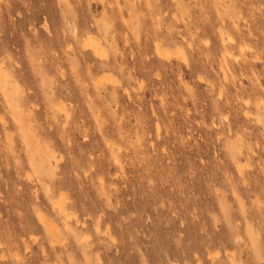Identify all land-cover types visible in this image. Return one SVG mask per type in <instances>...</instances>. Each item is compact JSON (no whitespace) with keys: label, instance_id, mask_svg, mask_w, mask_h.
<instances>
[{"label":"clouds","instance_id":"1","mask_svg":"<svg viewBox=\"0 0 264 264\" xmlns=\"http://www.w3.org/2000/svg\"><path fill=\"white\" fill-rule=\"evenodd\" d=\"M5 2L0 0V4ZM92 2L22 0L25 11L17 15L22 20L27 15L28 20L20 29L19 40L6 43L0 32V96L4 97L0 100V168L15 169L20 180L27 171L28 145L14 139L16 132L8 119L18 115L14 103L17 98L24 101L26 129L36 125L42 136L53 140L58 135L64 136L63 144L57 142V148L65 158V169L60 175L44 176V183L39 184L34 177L33 187L24 189V203L16 209L20 215L17 225H9L0 217V264H112L113 257L108 254L121 249L129 253L132 264H152L149 253L155 243L152 237L140 232L118 233L115 218L95 232L85 222H78L76 232L62 230L49 247L50 237L31 216L37 210L48 211L41 198L47 185L54 182L59 189L71 176L79 181L84 207L91 209L90 215L85 212V221L97 214L106 216L121 207L119 201L110 199L115 197L113 189L117 185L108 173L113 160L101 142L121 144L124 154L120 156L119 167L124 170L140 167L147 186L154 187L155 180L149 175L153 157L171 162L172 154L166 144L157 145L153 138V117L160 132L175 135L176 144L183 148L199 147L198 128L216 129L215 134L224 135L225 139L234 134L237 139L244 138L242 144L249 165L241 175L231 172L218 150L184 172L178 187L189 203L188 220L182 221L181 226L191 223L200 229L204 252L194 258V264H264V191L257 198L259 203L248 194L257 187L264 189V156L258 155L264 153V84L261 83L264 71L255 69L257 63L264 65V0H105L103 19L112 28L110 34L102 37L113 61L108 70L116 74L129 93L135 90L132 103L140 110L129 111L125 106L117 114V108H121L117 94L124 88L115 86L107 93L111 97L109 102L98 100V106L93 107L94 112L103 113L95 125L86 113L79 115L71 105L67 106V115L46 112L38 72V67H42L54 75L62 86L61 95L73 90L71 77L61 80L60 72L67 76L66 60L81 54L84 37L97 27V14L84 8ZM213 8L218 10L219 19L213 15ZM125 13L127 32L120 27ZM181 24L183 27H179ZM124 38L131 46L127 50L116 47V40ZM217 39L227 47L221 49ZM153 44L174 53L180 49L183 66L155 61L150 54ZM238 51L242 54L235 55ZM37 52L43 54L39 66L35 59ZM221 55L231 69H223L225 77L216 70ZM85 63L81 64V75ZM141 68L147 73L143 79L137 75ZM185 68L191 74V84L186 89L176 83L177 79L184 83ZM245 80L247 84L243 83ZM149 90L153 93L151 105L144 96ZM169 112L182 116V134ZM209 116L211 123L206 122ZM242 116L247 118L241 121ZM81 138L84 142L95 141L97 147L89 151L82 146L77 158L75 144ZM159 139L163 140L164 136ZM207 142L211 153L215 148L211 132ZM119 179L127 181L128 176L121 175ZM4 180L0 173V183ZM98 180L108 193L102 205H96L90 195V188H100ZM196 181L219 190L218 199L223 201L219 209L215 205L203 208L194 203L199 199L193 191ZM3 201L4 194L0 192V202ZM81 236L87 238V245L78 243ZM182 239L183 233H178L177 247L182 246ZM158 250L162 256L166 254V249ZM167 264L173 262L169 260Z\"/></svg>","mask_w":264,"mask_h":264},{"label":"rangeland","instance_id":"2","mask_svg":"<svg viewBox=\"0 0 264 264\" xmlns=\"http://www.w3.org/2000/svg\"><path fill=\"white\" fill-rule=\"evenodd\" d=\"M84 8L86 11L97 14L95 22L100 23L103 17H105V0L100 3V6H96L92 2L90 7L88 4H85ZM24 11L22 0H6L5 3L0 4V32L3 33L2 39L6 43H15L19 40L20 29L26 24L28 17L25 15L22 20L17 13ZM108 11L110 12L112 9L109 8ZM212 11L215 18L219 19L220 17L217 14L218 10L213 8ZM126 21L127 13L124 14L120 24L124 32H127ZM104 22L107 26L109 25L106 31H108L107 34H110L112 28L106 19H104ZM179 27H183V24L179 25ZM103 31L104 26L100 27L98 25L96 28L98 35L95 36L99 37L102 41H104L102 37L105 36L102 35ZM90 33L91 31L84 37V40L88 38ZM84 40L82 42L81 54L72 57L71 60H66L67 76L63 71L60 72L61 80L71 77L73 90L70 93L65 92L61 95V84L54 75L49 74L44 68L38 67V72L41 76V87L44 93L43 98L46 101V112L51 110L52 112L64 113V111H67L65 107L67 109V106L71 105L73 108L77 109L79 115L82 116L86 113L91 122L95 125L98 119L103 118V113L94 112L93 107L98 106V100L104 103L109 102L111 97L107 93L115 86L124 88V91L117 94L121 104V108H117V114H119L125 106L129 111L136 108V105L132 103V100L136 98V93L135 90L129 93L127 87L119 82L116 74L108 70L113 63L109 55V48L106 47L101 55L96 54L91 49L84 46ZM219 42L220 40L217 39L216 43L221 45L220 48L223 49V45ZM126 43V38L117 39L116 47L127 50L131 46ZM176 52H179V54ZM150 54L158 63L163 61L165 63L171 62L175 65H181L182 52H180V49H177L175 53L169 48H161L160 51H158L157 48L155 49V44H153L150 48ZM241 54L242 53L239 51L235 53V55ZM42 55L41 52L35 53L38 66L41 64L40 57ZM221 56L220 61L216 65V70L220 72L221 77H225L226 74H223L225 73L222 72L223 69L225 67H228L229 70L231 69L227 63V59L225 58L223 60L224 56ZM116 59L119 60L120 58L116 57ZM132 59V56L129 55L128 60L131 61ZM82 62H86L84 64L85 72L83 75H81L80 72ZM255 69L258 72L264 71V65L257 63ZM184 70L186 73L183 78L184 83L181 84L180 79H177L176 83L180 85L181 88L186 89L191 84V74L188 73L187 68ZM137 75L143 79L147 73L141 68ZM85 77L87 78L85 79ZM243 83L247 84L248 81L245 80ZM261 83L264 84V80H262ZM201 87L205 86L201 85ZM63 88L66 89L67 85H64ZM130 96L132 99H130ZM144 96L146 102L151 105L153 103V93L149 90L144 93ZM94 97L96 99H94ZM0 100H4V97L0 96ZM14 103L18 115L15 117H8V119L12 121L10 127L16 132V137H14V139L18 138L21 144H27L28 151L25 154L27 171L24 172L22 180L19 179L15 169H10L7 166L0 168V173H2L5 178L4 182L0 183V192L4 194V201L0 202V217L9 225H17L19 223L20 215L16 209L24 203V189L27 188L30 190L33 187L34 177L38 184L44 183L42 177L58 176L65 169L64 154L57 148V142L61 145L63 144L64 136L62 134L58 135L56 140L44 137L39 133L36 125H32L31 128H28L27 132V129L25 130L24 127V119H26L24 101L21 98H17ZM189 107H191L190 104ZM136 110L139 111L140 109L136 108ZM64 114L67 115L66 113ZM168 115L172 117L177 130L182 134L184 131L182 116L174 112H169ZM18 117L23 119V123H21L23 126L19 124L20 121H18ZM246 118V116H242L241 121ZM53 119H55V117H53ZM206 122L211 123L210 116ZM20 126L23 131L25 130L24 133L22 129H20ZM233 131L235 132V129H233ZM151 132L153 133V138L156 139L157 145L162 146L166 144L168 150L172 154L171 162H169L168 159H157L153 157L152 170L149 175L154 178L155 185L151 188L147 186L146 181L143 179L145 173L140 167H129L126 170L119 167L120 156L124 154L121 144L101 142L106 153L113 160V165L108 169V173L110 177L115 178V184L117 185V188L113 189L116 195L114 198L110 197V199L119 201L121 204V207L116 212L109 213L106 216L97 214L93 219L85 221V212L87 211L90 215L91 209H86L84 207L79 181L76 176H71L67 184L59 189L54 182L47 185L41 193V198L48 211L37 210L33 212L31 220L35 221L39 225L40 230L49 237L50 232L45 229L39 218L44 217L55 225L58 233L55 229V232L53 231L54 233H51L52 238L50 237L49 239V247L53 246L55 238L61 235L62 230L76 232L78 229V222H85V225L91 226L92 231L95 232L115 218V228L118 233L140 232L152 237V240L155 242L153 248L149 249V253L152 257V264H161L162 260L164 264H167L169 260L172 261L173 264H176V262H178V264H194V258L204 252V245L201 242V233L197 225L184 223L183 226H181L182 221L188 220L187 208L189 202L185 200L178 186L182 183L184 172L187 171L189 167L200 165L202 157L209 154L215 155L217 154V150L219 156L230 166L231 172L238 176L241 175L249 165V160L246 158L242 144L244 138L239 137V139H237V136L234 134L225 139L224 135L215 134L216 129L209 130L198 128L197 135L201 137L200 140L197 141L199 147L191 146L183 148L176 144L175 135H166L160 132L159 127L155 124V117H153ZM210 132L211 139L215 144V148L212 149L211 153H209L210 146L207 142ZM29 135L31 137H29ZM162 135L164 139L160 140L159 137ZM27 141L31 145L28 144ZM82 146L91 151L97 147V144L95 141L84 142L81 138L80 142L75 144L77 158H79V152ZM45 148L52 149L51 151L54 153L43 152L42 150ZM52 154L56 155L57 158L55 157V159ZM160 155L163 156V153L161 152ZM258 155L264 156V153H258ZM34 167L36 169H34ZM29 173L32 176L29 175ZM125 174L128 176V180L121 181L119 177ZM98 183L101 182L98 180ZM17 187L20 188L19 193H17ZM193 191L197 193L199 197L194 203H199L203 208H210L215 205L219 209L223 204V201L218 199L219 190L213 189L208 184L196 181L193 186ZM262 191H264V189L257 187L248 194H250L253 199H257L261 197ZM90 195L96 205H102L105 203L104 196L108 195V193L105 192L103 184L101 183L100 188H90ZM55 201L59 204L63 201V205L61 204L60 206L64 207L65 205L66 209H64V211L66 210L71 213L70 215L72 217H75L67 219L65 214L59 212L58 209L55 208ZM257 202H261L260 199H257ZM49 212L51 214H49ZM76 219H78V221ZM181 232L183 233L182 246L177 247L175 239L178 233ZM78 243L87 245L88 240L85 236H81ZM160 248L166 249V254L164 256H162L161 252L158 250ZM108 255L113 257L112 264H132L131 256L123 249L118 253L113 252Z\"/></svg>","mask_w":264,"mask_h":264},{"label":"bare ground","instance_id":"3","mask_svg":"<svg viewBox=\"0 0 264 264\" xmlns=\"http://www.w3.org/2000/svg\"><path fill=\"white\" fill-rule=\"evenodd\" d=\"M102 2H104V0H93V4H95L96 6H100V3H102ZM95 23H97V27H98V25L101 27V26H104V31L102 32V35H106L107 33H108V31H106L107 30V28H109V25L107 26V24L104 22V19H102L101 20V22L99 23V22H95ZM230 23V22H229ZM96 27V28H97ZM96 28H94L92 31H91V33H90V35L88 36V38H86L85 40H84V46L85 47H87V48H89V49H91L93 52H95L96 54H102L103 52H104V49L106 48V45H105V43H104V41H102L99 37H96L95 35H98V33L96 32ZM94 35V36H93ZM220 44H222L223 45V49L224 48H226V46L227 45H225V44H223V42L220 40V42H219ZM127 44V43H126ZM221 45H219V47H220ZM157 48V50L158 51H160V46H158V45H155V49ZM179 51V50H178ZM180 52H182L181 50H180ZM169 53V52H168ZM177 53V52H176ZM166 54H167V52H166ZM177 54H179V52L177 53ZM163 55V54H162ZM161 55V56H162ZM168 56H169V54H167ZM182 55H183V53H182ZM159 56V55H158ZM181 56V55H180ZM163 57V56H162ZM166 57V56H165ZM221 58H222V56H221ZM225 59V57H223V60ZM223 60H222V62H223ZM221 65H222V63H221ZM222 72H224V71H222ZM224 75H225V73H223ZM222 74V75H223ZM61 109V108H60ZM62 110H63V106H62ZM65 110H66V107H65ZM61 111V110H60ZM63 112V111H62ZM64 113H66L67 114V111H64ZM19 118V117H18ZM22 120L23 119H18V121H20L19 122V124L20 125H22L23 126V124H21V123H23L22 122ZM24 121H25V119H24ZM20 129H22L21 128V126H20ZM25 130H26V128H25ZM25 130L23 131V129H22V131H23V133L25 132ZM27 132H28V129L26 130ZM20 132H21V130H20ZM26 132V133H27ZM22 133V134H23ZM25 133V134H26ZM24 134V135H25ZM23 135V136H24ZM31 135V134H30ZM29 135V137H31ZM33 136V135H32ZM25 137V136H24ZM28 137V138H29ZM27 139V138H26ZM32 140H33V138H32ZM31 140V141H32ZM28 142V141H27ZM33 142H34V140H33ZM32 142V143H33ZM28 144H30L29 142H28ZM31 145V144H30ZM33 145V144H32ZM52 150V149H51ZM50 149H48V148H45V149H43L42 151L43 152H47V153H49V152H52V153H54L53 151H51ZM52 156L55 158L56 157V155H54V154H52ZM57 158V157H56ZM55 158V159H56ZM34 169H36L35 167H34ZM241 169V168H240ZM35 171V170H34ZM36 172V171H35ZM29 175H31L30 173H29ZM28 176V175H27ZM32 176V175H31ZM28 178H30V177H28ZM28 180V179H27ZM57 201H55L54 202V204L56 203ZM63 201H61L60 202V204L59 203H56L55 204V208L56 209H58V211L59 212H61V213H63V214H65L66 215V218L67 219H70V217H72L70 214L71 213H69V212H67L66 210V212L64 211V209H66L65 208V205H64V207H62V206H60L61 204L63 205V203H62ZM59 204V205H58ZM73 217H75V216H73ZM72 217V218H73ZM40 219V222L42 223V225L45 227V229L48 231V232H50L49 233V235H50V237L52 238V236H51V233L54 231V229H55V231L57 232V229H56V227H55V225L53 224V223H51V222H49L47 219H45L44 217H40L39 218ZM77 221H78V219H76ZM54 231V232H55ZM53 232V233H54ZM58 233V232H57ZM55 235V234H54ZM55 237V236H54ZM55 241V240H54Z\"/></svg>","mask_w":264,"mask_h":264}]
</instances>
